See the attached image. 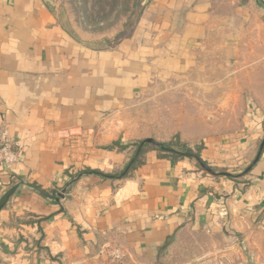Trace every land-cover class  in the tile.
Instances as JSON below:
<instances>
[{"label": "crops", "instance_id": "crops-1", "mask_svg": "<svg viewBox=\"0 0 264 264\" xmlns=\"http://www.w3.org/2000/svg\"><path fill=\"white\" fill-rule=\"evenodd\" d=\"M252 9L250 0H149L127 40L95 49L44 0H0V131L19 151L17 163L0 162V264H264L257 90L239 131L192 119L176 127L210 171L148 147L124 177L145 139L133 107L192 73L217 30L249 24ZM108 247L123 263L101 255Z\"/></svg>", "mask_w": 264, "mask_h": 264}, {"label": "rangeland", "instance_id": "rangeland-1", "mask_svg": "<svg viewBox=\"0 0 264 264\" xmlns=\"http://www.w3.org/2000/svg\"><path fill=\"white\" fill-rule=\"evenodd\" d=\"M44 1L73 37L92 48L109 49L132 35L149 0ZM250 1L249 24L225 23L192 73L152 90L133 107L129 113L133 130L144 133L137 137L176 144L181 142L174 136L176 127L190 126L189 119L203 129L239 131L246 95L257 90L259 98L264 96V8L257 0Z\"/></svg>", "mask_w": 264, "mask_h": 264}, {"label": "trees", "instance_id": "trees-1", "mask_svg": "<svg viewBox=\"0 0 264 264\" xmlns=\"http://www.w3.org/2000/svg\"><path fill=\"white\" fill-rule=\"evenodd\" d=\"M260 5L264 8V2L260 1ZM143 145L142 150L140 152L139 149L140 147ZM135 147L137 148L134 157L132 158L131 162L129 163L128 167L126 168V173L124 175V173L121 174L124 175V177H127L133 170H135V168L140 164V160L142 155L144 154L145 150L148 147L154 148L160 152H165V153H170L173 154L175 157L177 158H191V159H195L203 168H207V164L204 163L200 157V151H201V147H196L194 150L185 143H174L173 141L167 144H158V145H150V144H146L145 141H141L135 144ZM177 147H179L180 149H178ZM99 175H103L102 173H96ZM109 178H114L113 176H106Z\"/></svg>", "mask_w": 264, "mask_h": 264}, {"label": "built area", "instance_id": "built-area-1", "mask_svg": "<svg viewBox=\"0 0 264 264\" xmlns=\"http://www.w3.org/2000/svg\"><path fill=\"white\" fill-rule=\"evenodd\" d=\"M19 161V151L13 146L5 130L0 131V162L7 165ZM222 215V214H221ZM101 255L107 256L114 263H123L125 255L119 248L108 247L102 250Z\"/></svg>", "mask_w": 264, "mask_h": 264}, {"label": "water", "instance_id": "water-1", "mask_svg": "<svg viewBox=\"0 0 264 264\" xmlns=\"http://www.w3.org/2000/svg\"><path fill=\"white\" fill-rule=\"evenodd\" d=\"M258 1L260 2L261 0H258ZM261 2H262V1H261ZM145 143H146V144H150V145H158V144H159V143H157L156 141H154L153 139H147V140H145ZM142 147H143V145L140 147V149H139L138 152H140V151L142 150ZM263 150H264V140H263V142H262V144H261L260 151H259V155H258V157H257V159H256V161H255L254 163H257V162L259 161V159H260V157H261V155H262ZM206 169H208V168H206ZM208 171H210V170L208 169ZM126 172H127V171H126ZM63 198H64L63 195H60V196H59V200H60V199H63Z\"/></svg>", "mask_w": 264, "mask_h": 264}]
</instances>
